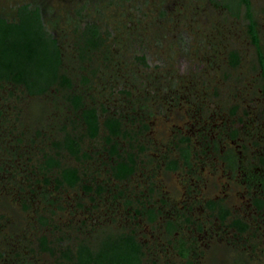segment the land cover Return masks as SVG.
Returning a JSON list of instances; mask_svg holds the SVG:
<instances>
[{
	"label": "rangeland",
	"instance_id": "obj_1",
	"mask_svg": "<svg viewBox=\"0 0 264 264\" xmlns=\"http://www.w3.org/2000/svg\"><path fill=\"white\" fill-rule=\"evenodd\" d=\"M249 2L264 51V0ZM23 3L38 7L45 30L60 46V71L72 85H56L31 96L20 86L0 83V170L11 169V165L18 170L13 180L0 171L5 179L0 182V251L15 253L20 246L25 256L19 259L25 263L68 264L41 251L40 236L47 237L49 245L57 250L73 249L82 241L94 249L105 235L132 229L146 246L144 264H181L156 250V240L154 244L144 225L132 228L120 216L110 212L107 215L102 209L94 224L81 225L80 212L74 209L77 203L90 202L87 193L82 195L79 188L53 190L40 180L36 165L43 153L53 152V143L61 141L65 133L77 136L82 131L76 122L79 110L73 107V95L82 97L84 107H96L99 121L103 118L102 107L111 111L114 106H128L126 100L130 98L136 100L147 94L156 99L158 94L178 91H195L213 105L252 107L264 119L263 102L257 101L259 68L246 32L248 21L243 5H237L236 0H0V16L13 20L15 7ZM90 23L98 27L103 44L94 50L78 51L76 43H82L80 35ZM83 78L87 81L83 82ZM178 112L174 107L167 117L177 119ZM154 130L148 138L155 136L164 141L172 126L163 122ZM102 134L100 131L97 138L80 143L91 158H96L94 161L77 162L64 152H60V158L64 166L77 167L88 184V175L95 172L96 182L109 186L108 166L101 158ZM20 142H30L34 147L26 151L21 146L19 159L6 161L9 151L18 146L14 144ZM138 173L124 184L126 189L140 186ZM18 185L26 191L21 196L33 197L31 204L19 197ZM34 186L41 187L37 188L40 192L43 187L49 189L53 204H47L40 193L30 194ZM98 203H102L101 198ZM263 233L250 242L251 248L246 251L237 252L217 243L197 264H264Z\"/></svg>",
	"mask_w": 264,
	"mask_h": 264
},
{
	"label": "flooded vegetation",
	"instance_id": "obj_2",
	"mask_svg": "<svg viewBox=\"0 0 264 264\" xmlns=\"http://www.w3.org/2000/svg\"><path fill=\"white\" fill-rule=\"evenodd\" d=\"M254 23L258 46L252 43L248 27L246 32L255 49L261 79L257 101L264 105V76L257 48L263 55L264 51L259 44ZM156 96V99L147 94L136 100L130 98L126 100L128 106L116 109L114 106L111 111H107L106 106L102 107L101 121L99 110L93 106L98 125L93 136L87 131L79 110L75 118L82 131L77 136L65 133L61 141L53 143L51 154L43 153L40 156V162L36 165L41 173L40 180L56 191L79 188L82 195L87 193L90 202L87 205L77 203L78 208L74 209L80 212L81 225L94 224L100 209L107 215L110 212L111 215L120 216L132 228L144 225L154 244L156 240V250L166 257L180 260L181 264L199 263L200 258L217 243H224L237 252L249 250L250 242L264 231V119L257 116L252 107L213 105L195 91L166 92ZM174 107L180 111L177 119L167 117ZM107 118L113 122L112 130L104 126ZM163 122L172 126L169 138L164 141L155 136L148 138ZM100 131L103 133L101 158L108 166L109 186L104 182H96L93 178L95 172L88 175V181H91L88 184L77 167L64 166L60 158V152H64L77 162L94 161L96 158H91V153L84 150L80 143L83 139L97 138ZM110 131L114 133L110 134ZM69 139L73 140L74 147L77 146L76 153L66 149L65 142ZM14 145L18 146L9 151L10 157L6 161L19 159L21 146L26 151L34 147L30 142ZM51 159L57 161L58 166L47 167L46 162ZM119 163H123L127 170L130 168V172L117 178L114 174L120 172ZM11 166V169L2 171V168L0 171L13 180L18 170L15 165ZM69 167L76 170L75 183H58L57 178L61 179L62 169ZM136 172H139L140 186L126 189L124 184ZM25 178L28 176L25 175ZM165 178H169L168 182ZM3 179L1 177L0 182ZM17 188L19 197L31 204L33 197L26 194L21 196L26 191L20 190V185ZM37 188L34 186L30 194L40 193L47 204H53L49 200V189L46 191V187H43L40 192ZM100 198L101 204L98 203ZM125 235L132 236L138 243L141 264H144L146 246L138 240L132 229L105 235L94 249L84 241L76 246L85 244L91 251H96L103 241ZM42 239L45 240V246L53 249V254L47 249L41 251L53 257H59L66 249L73 251L76 247L57 250L42 235L38 241L40 248ZM16 248L15 253L0 251L3 264H7L8 260L9 264L16 263L17 255L25 256L23 247L22 250L20 246ZM56 251L59 256H56ZM62 260L67 262L64 258Z\"/></svg>",
	"mask_w": 264,
	"mask_h": 264
},
{
	"label": "trees",
	"instance_id": "obj_3",
	"mask_svg": "<svg viewBox=\"0 0 264 264\" xmlns=\"http://www.w3.org/2000/svg\"><path fill=\"white\" fill-rule=\"evenodd\" d=\"M236 4L243 5L248 21V34L252 43L258 46L249 0H236ZM14 14L13 20L0 16V83L20 86L27 94L33 96L41 95L56 85L71 87L70 79L60 71V46L57 39L45 30L38 7L31 8L29 4L23 3L15 7ZM80 36L82 43H76L78 51L94 50L103 44L98 27L93 23L87 24ZM257 52L264 76V55L258 48ZM86 81L83 78V82ZM81 100L80 95H73L71 98L74 109L81 111L80 116L87 126V131L93 136L98 127L96 113L92 107H83ZM111 122L109 118L105 119L104 126L112 130ZM113 133L110 131V134ZM65 146L71 153H76L77 146L74 147L73 140L66 141ZM46 163L49 168L58 166V162L53 159ZM118 168L120 172L114 174L117 178L130 172V168L127 170L123 163H119ZM60 177L61 179L57 178L58 183L66 181L74 184L77 180L76 170L70 167L62 169ZM45 244L42 239L41 249H47L53 254V249ZM60 254L59 258H64L69 264H141L140 247L130 235L109 238L103 241L96 251H91L85 244H79L73 251L66 249ZM23 263L17 255L16 264Z\"/></svg>",
	"mask_w": 264,
	"mask_h": 264
}]
</instances>
